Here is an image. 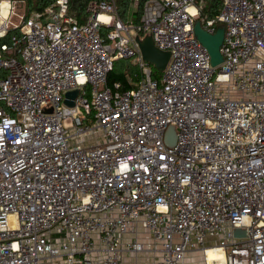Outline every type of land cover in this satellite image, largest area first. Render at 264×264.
Returning <instances> with one entry per match:
<instances>
[{
    "label": "built area",
    "instance_id": "built-area-1",
    "mask_svg": "<svg viewBox=\"0 0 264 264\" xmlns=\"http://www.w3.org/2000/svg\"><path fill=\"white\" fill-rule=\"evenodd\" d=\"M86 13L56 0L0 46V264H264V0L211 20L148 0L137 26L113 0ZM197 21L224 28L216 67ZM148 35L170 53L160 79L134 41ZM117 60L136 88L107 84Z\"/></svg>",
    "mask_w": 264,
    "mask_h": 264
},
{
    "label": "trees",
    "instance_id": "trees-1",
    "mask_svg": "<svg viewBox=\"0 0 264 264\" xmlns=\"http://www.w3.org/2000/svg\"><path fill=\"white\" fill-rule=\"evenodd\" d=\"M56 0H26L27 17L32 12H43L47 7L54 4ZM109 0H69V14L83 23L87 18L86 7L90 2H101ZM122 22L137 26L140 23V19L143 12V6L148 0H113ZM198 6H200L201 17L206 19H214L220 12L223 4V0H197ZM217 29L222 25H217ZM107 30H102L101 33L104 36ZM109 31V30H108ZM16 29L8 30L0 38V46L9 44L13 35H16ZM132 60H117L113 64L112 71L107 76V84L111 86L113 83H120L121 90H131L136 88L140 79V71L138 66L135 65ZM4 73L0 72V76ZM162 73L152 70V76L155 79H160ZM0 106L2 104L0 103Z\"/></svg>",
    "mask_w": 264,
    "mask_h": 264
},
{
    "label": "water",
    "instance_id": "water-1",
    "mask_svg": "<svg viewBox=\"0 0 264 264\" xmlns=\"http://www.w3.org/2000/svg\"><path fill=\"white\" fill-rule=\"evenodd\" d=\"M193 32L197 41L207 51L210 58V65L212 67L220 65L223 61L220 54V47L224 39V28L219 27L215 33L211 35L204 31L200 22L197 21L193 27ZM134 41L138 46L142 60L151 65L152 68L157 72L163 73L166 65L169 62L170 53L158 50L153 43L152 37L149 35L144 36L143 38L135 36ZM78 93V90L67 92L64 96V104L70 108L74 107L73 100L78 96ZM175 139V130L173 127H169L167 129V136L165 140L166 146H174ZM234 235L236 237H246V231L236 229L234 231Z\"/></svg>",
    "mask_w": 264,
    "mask_h": 264
},
{
    "label": "rangeland",
    "instance_id": "rangeland-1",
    "mask_svg": "<svg viewBox=\"0 0 264 264\" xmlns=\"http://www.w3.org/2000/svg\"><path fill=\"white\" fill-rule=\"evenodd\" d=\"M1 1L9 4L10 9L8 11L9 15H8V18L6 20H3L0 18V23H2L0 26L4 25V27H6V29L12 30L16 26H18L22 22V20L25 19V17L28 14L27 8H26V4H27L26 0H1ZM131 62H133V61H131ZM154 256L155 255L143 253L139 257V264H146L145 262L151 264V262H153V260H154ZM197 256L198 255H195L193 261H191L189 258L188 259L189 264H199L200 260H199V257H197ZM149 260H150V262H148Z\"/></svg>",
    "mask_w": 264,
    "mask_h": 264
},
{
    "label": "bare ground",
    "instance_id": "bare-ground-1",
    "mask_svg": "<svg viewBox=\"0 0 264 264\" xmlns=\"http://www.w3.org/2000/svg\"><path fill=\"white\" fill-rule=\"evenodd\" d=\"M8 9H9L8 4L5 2H2L0 6V18L1 19L6 20L8 18V15H9ZM1 24L2 23H0V25ZM0 32L2 33V26H0Z\"/></svg>",
    "mask_w": 264,
    "mask_h": 264
}]
</instances>
